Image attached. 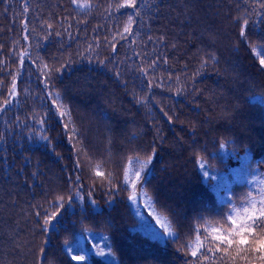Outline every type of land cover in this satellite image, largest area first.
I'll list each match as a JSON object with an SVG mask.
<instances>
[{
  "label": "trees",
  "instance_id": "1",
  "mask_svg": "<svg viewBox=\"0 0 264 264\" xmlns=\"http://www.w3.org/2000/svg\"><path fill=\"white\" fill-rule=\"evenodd\" d=\"M117 2L0 0V105L16 83L0 108V264H187L182 245L201 218L261 187L264 9L243 39L237 18L251 0H137L118 12ZM153 149L147 197L133 202L124 171ZM98 163L111 180L94 176ZM70 194L44 232L45 210ZM68 245L91 252L74 261Z\"/></svg>",
  "mask_w": 264,
  "mask_h": 264
},
{
  "label": "snow or ice",
  "instance_id": "2",
  "mask_svg": "<svg viewBox=\"0 0 264 264\" xmlns=\"http://www.w3.org/2000/svg\"><path fill=\"white\" fill-rule=\"evenodd\" d=\"M72 3L77 7H85L80 3V0H72ZM113 5L109 4V9H112ZM137 7V0H118L115 4V10L118 12L122 8H131L134 11ZM250 7L253 8L251 13L238 17V20H242L243 23L240 29V37L247 39V33L245 31L246 26L249 23V19L254 15L260 13L256 9H264V0H251ZM133 18L130 15L128 22L124 28V34L131 31V24ZM51 27V25H48ZM124 34H120L121 38H125ZM26 52L21 53V58L26 56ZM261 58L259 64L264 67V46H260L259 52ZM209 59L214 60V56H210ZM59 71V69H56ZM3 88V83L0 82V89ZM2 94V93H0ZM16 95V83L13 79L12 86L10 88V95L8 99H5L3 105H9L11 103V97ZM6 110V109H5ZM61 117L68 116L66 111L60 112ZM43 120L40 121L43 124ZM68 123H71L69 118ZM66 131L68 130V124H65ZM70 140H76L78 136L77 130L73 127L71 129ZM40 139L47 140L46 136L41 135ZM225 147L224 143L221 144V148ZM153 154L147 156L146 159H139L138 157L130 158L129 163L131 165H138L133 169L126 168L124 171L123 185L132 190V194L128 197L133 202H138L140 198L147 197V193L144 192V188L149 182L148 172L151 171L149 166L153 162ZM197 164L199 168H205V161L199 155L197 156ZM102 165L96 164L92 168V172L95 177L101 179L111 180V173H105L101 170ZM204 175L208 176V171H204ZM79 179V177H78ZM212 179H215L213 176ZM261 187L255 192H248L244 198L233 204L232 208L227 209L218 220H207L201 218V222H198L195 231L197 234L194 238H191V232L187 234L190 238L187 243L182 247L185 249V254L195 258L187 262V264H264V180L259 181ZM137 188L140 189L139 195H137ZM70 194L67 200L64 196H58L51 202L52 211L45 210L43 214L42 230L49 232L51 227L59 223L60 217L67 212L72 206L73 196ZM80 201H83V197H76ZM111 203V202H109ZM146 203L151 207L153 201L151 198H147ZM89 204L93 211L97 214H102V209H99L96 201L91 199V193H89ZM67 205V207H66ZM82 212H86L87 209L81 208ZM154 215V210L149 213ZM41 215V213H37ZM156 221L164 229V234L173 235L178 239V234H173L171 227L162 222L159 216H156ZM154 227V226H153ZM147 231V229H146ZM155 235V233H153ZM68 254L74 261H81L85 259L86 254H90V249L81 247L73 248L71 245L67 246ZM73 252L77 254H73ZM212 257H215L213 260ZM98 255L104 256L105 253L102 250L98 251Z\"/></svg>",
  "mask_w": 264,
  "mask_h": 264
}]
</instances>
